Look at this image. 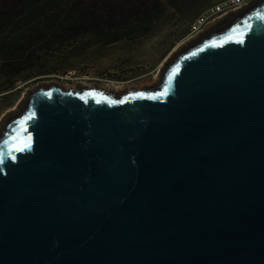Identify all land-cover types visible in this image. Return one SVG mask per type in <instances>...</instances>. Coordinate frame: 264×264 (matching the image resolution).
Returning <instances> with one entry per match:
<instances>
[{
  "label": "water",
  "instance_id": "water-1",
  "mask_svg": "<svg viewBox=\"0 0 264 264\" xmlns=\"http://www.w3.org/2000/svg\"><path fill=\"white\" fill-rule=\"evenodd\" d=\"M261 17L213 23L155 85L30 90L0 121V264H264Z\"/></svg>",
  "mask_w": 264,
  "mask_h": 264
},
{
  "label": "rangeland",
  "instance_id": "rangeland-1",
  "mask_svg": "<svg viewBox=\"0 0 264 264\" xmlns=\"http://www.w3.org/2000/svg\"><path fill=\"white\" fill-rule=\"evenodd\" d=\"M209 2L178 0V7L169 6L154 22L152 31L142 37L110 45L86 47L72 43L52 50L41 49L18 77L0 70L2 115L17 113L28 92L41 84L55 83L66 88L88 84L116 91L157 84L168 61L184 49L186 42L190 45L199 38V35L190 38L188 26Z\"/></svg>",
  "mask_w": 264,
  "mask_h": 264
},
{
  "label": "trees",
  "instance_id": "trees-1",
  "mask_svg": "<svg viewBox=\"0 0 264 264\" xmlns=\"http://www.w3.org/2000/svg\"><path fill=\"white\" fill-rule=\"evenodd\" d=\"M169 6L178 0H0V70L18 77L41 49L145 36Z\"/></svg>",
  "mask_w": 264,
  "mask_h": 264
},
{
  "label": "built area",
  "instance_id": "built-area-1",
  "mask_svg": "<svg viewBox=\"0 0 264 264\" xmlns=\"http://www.w3.org/2000/svg\"><path fill=\"white\" fill-rule=\"evenodd\" d=\"M209 4L190 23L189 36L204 32L213 23L243 9L250 0H209Z\"/></svg>",
  "mask_w": 264,
  "mask_h": 264
},
{
  "label": "bare ground",
  "instance_id": "bare-ground-1",
  "mask_svg": "<svg viewBox=\"0 0 264 264\" xmlns=\"http://www.w3.org/2000/svg\"><path fill=\"white\" fill-rule=\"evenodd\" d=\"M191 38V37H190ZM85 86H87V87H90V85H88V84H84ZM92 86V85H91ZM68 88V87H67ZM71 88H75V86H71ZM104 88H106V87H104ZM135 88H142V86H135ZM109 89V88H108ZM126 90H129V88L128 89H126ZM16 108V107H15ZM0 121H1V118H0Z\"/></svg>",
  "mask_w": 264,
  "mask_h": 264
},
{
  "label": "snow or ice",
  "instance_id": "snow-or-ice-1",
  "mask_svg": "<svg viewBox=\"0 0 264 264\" xmlns=\"http://www.w3.org/2000/svg\"><path fill=\"white\" fill-rule=\"evenodd\" d=\"M261 19H264V17H261ZM24 147H27V143L26 142L23 144L22 147H18L17 150L18 151H22L24 149Z\"/></svg>",
  "mask_w": 264,
  "mask_h": 264
},
{
  "label": "crops",
  "instance_id": "crops-1",
  "mask_svg": "<svg viewBox=\"0 0 264 264\" xmlns=\"http://www.w3.org/2000/svg\"><path fill=\"white\" fill-rule=\"evenodd\" d=\"M3 113L1 112V109H0V117H3V115H2Z\"/></svg>",
  "mask_w": 264,
  "mask_h": 264
},
{
  "label": "clouds",
  "instance_id": "clouds-1",
  "mask_svg": "<svg viewBox=\"0 0 264 264\" xmlns=\"http://www.w3.org/2000/svg\"><path fill=\"white\" fill-rule=\"evenodd\" d=\"M165 69H166V68H165ZM165 69H164V70H165ZM164 70H163V71H164ZM162 73H163V72H162Z\"/></svg>",
  "mask_w": 264,
  "mask_h": 264
}]
</instances>
